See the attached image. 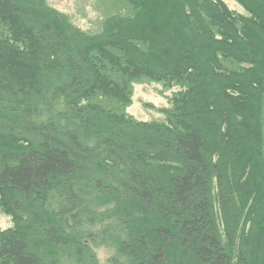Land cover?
<instances>
[{"label":"trees","instance_id":"obj_1","mask_svg":"<svg viewBox=\"0 0 264 264\" xmlns=\"http://www.w3.org/2000/svg\"><path fill=\"white\" fill-rule=\"evenodd\" d=\"M235 1L249 17L220 0L168 5L202 30L210 76L237 117L206 101L223 115L210 146L185 113L198 105L188 82L203 56H181L173 71L146 62L159 32L131 29L146 0L106 1L93 30L45 0H0V214L10 221L0 264H99L100 248L105 264H264V84L249 157V140H236L241 85L226 83L253 71L231 55L239 36L261 38L251 3ZM143 79L174 87L160 120L125 111Z\"/></svg>","mask_w":264,"mask_h":264},{"label":"rangeland","instance_id":"obj_2","mask_svg":"<svg viewBox=\"0 0 264 264\" xmlns=\"http://www.w3.org/2000/svg\"><path fill=\"white\" fill-rule=\"evenodd\" d=\"M46 3L54 7L55 9L66 13L71 18L72 22L79 28L84 30H93L95 25V20L98 17L99 8H103V4L108 0H45ZM147 9L143 12V18L147 16V19L140 20L137 25L131 26L135 28L136 26H141L143 29L146 27V23L152 22V24L157 28L159 34L157 36L150 35L152 41H154V47L151 51V56L147 57L146 62L149 63H160L166 67H169L172 71L174 68L172 64L174 61H178L182 56L181 60H184V57H189V54H193L196 57H202L201 62L198 63V66L194 68V73L190 76L188 84L192 89V97H198L197 106L193 108L191 105H187L185 108V113L188 116L189 122L197 127L201 133L204 142L206 145H214L213 141H216L217 135L216 132V123L222 121L223 115L218 114V112L210 109L208 110L206 105L212 104L214 101L218 111H223L226 108L225 116H229L231 121L236 119L235 112L232 108L226 107L222 98H220L218 92V83L213 76H210L208 70L211 68V63L207 61L206 56L208 55V50H206V44L208 43L207 39L204 38L202 30L200 27L191 28L187 26V22L184 18H181L176 10L173 15L171 14V9L168 5H175L177 7L178 2L181 0H146ZM224 6L230 10L231 13H234L237 16H242L244 18L249 17L248 12L235 0H220ZM251 4H248L253 11L254 22L256 23V28L253 29V33L261 38V41L256 42L253 35H241L239 40L231 54L237 59H241L240 63L244 66L252 68L253 71L250 75H243L242 79H238L234 75L231 78L224 80L223 83H230V85L239 83L241 85V96L238 99L239 103H244L242 106H245V110L242 115V130L239 127L237 130L236 140L238 138L248 139L249 143L244 148V154L246 156H251L254 154V142L255 139H251L250 133L247 131L246 127L253 130L258 129L255 123V117L259 114L261 108L260 105V89L264 84V0H248ZM167 5V6H166ZM175 21H172L170 17ZM169 17V20H167ZM159 19H162L161 22H158ZM145 24V25H142ZM201 25V22H200ZM164 26V27H163ZM202 26V25H201ZM229 29L226 30V35H231ZM198 34H201L202 37H199ZM165 36H169V39H166ZM126 36H122L124 39ZM230 37V36H229ZM166 55L164 50H166ZM147 52V51H146ZM227 52V51H226ZM224 56V55H222ZM225 59V56H224ZM228 60H224L226 64ZM1 65V64H0ZM217 62L213 63V68L217 67ZM212 68V69H213ZM231 66L227 67V70H230ZM263 69V72H262ZM180 71V68L177 71ZM234 72V69L231 70ZM262 72V73H261ZM202 75L198 79V75ZM131 83L128 84L129 85ZM186 83V85H188ZM132 90L130 91V104L125 109V111L132 116L133 118L140 121H152L160 120L162 115L161 111L167 105V98L170 93L174 90V87L166 86L164 82L160 80H150L143 79L136 83L132 84ZM173 85V84H172ZM204 86V87H203ZM176 87V86H175ZM202 89V90H201ZM225 105V106H224ZM225 107V108H224ZM224 108V109H223ZM214 109V110H217ZM222 109V110H221ZM181 111V110H180ZM178 111V113L180 112ZM184 112V111H183ZM218 117H220L218 119ZM260 133L263 134L262 140L264 139V124ZM252 134V132H251ZM236 148L235 144H230L228 151H233ZM237 157V156H236ZM238 158V157H237ZM10 226L8 217L0 214V230H3ZM109 250L103 248L96 250V257L99 261V264H105L107 256L109 255Z\"/></svg>","mask_w":264,"mask_h":264},{"label":"bare ground","instance_id":"obj_3","mask_svg":"<svg viewBox=\"0 0 264 264\" xmlns=\"http://www.w3.org/2000/svg\"><path fill=\"white\" fill-rule=\"evenodd\" d=\"M97 25H96V23H95V25H94V28L96 27ZM167 51V49L166 50H164L163 52H164V54L165 53H168V52H166ZM208 73H210V71L208 70ZM210 75V74H209ZM10 222V221H9ZM10 227V226H9ZM8 228V227H7ZM6 229V228H5Z\"/></svg>","mask_w":264,"mask_h":264}]
</instances>
